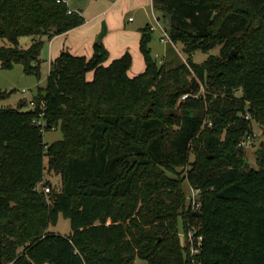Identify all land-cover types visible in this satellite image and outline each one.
I'll use <instances>...</instances> for the list:
<instances>
[{
    "label": "trees",
    "instance_id": "trees-1",
    "mask_svg": "<svg viewBox=\"0 0 264 264\" xmlns=\"http://www.w3.org/2000/svg\"><path fill=\"white\" fill-rule=\"evenodd\" d=\"M153 7L186 62L159 66L146 26L143 73L129 75V52L107 63L97 40L90 58L63 51L50 63L32 109L0 107V264H190L179 237L188 224L200 227L203 264H264V143L257 169L239 147L252 123L264 128V0ZM69 8L0 0V38L10 43L0 46V70L21 64L40 78L45 42L85 22ZM22 37L32 38L26 49ZM38 119L63 139L46 145ZM45 159L62 183L49 194L38 188L50 185ZM185 182L201 192L198 212L186 210ZM60 216L71 221L68 236L49 231Z\"/></svg>",
    "mask_w": 264,
    "mask_h": 264
},
{
    "label": "rangeland",
    "instance_id": "rangeland-1",
    "mask_svg": "<svg viewBox=\"0 0 264 264\" xmlns=\"http://www.w3.org/2000/svg\"><path fill=\"white\" fill-rule=\"evenodd\" d=\"M103 2L104 0H100V1L99 0H71L69 5L70 7L80 8L87 15L89 12L91 13L97 7L100 8L104 6ZM146 13L147 15H149V17L151 16V7L146 8ZM152 13L154 15L153 21H154L155 16L159 18L161 26H163L166 29V31L169 32L167 21L163 19V17L160 14H158L156 10H153ZM129 17H131L132 20H135L134 22L130 23L132 28L137 27L138 24H141L142 21L146 20L143 11L142 10L140 11L137 9L131 10V13L129 12L127 19ZM160 35H161V31L156 30L155 34L153 35L150 46H149L152 51L153 57L157 60L158 65L161 66L162 64L166 62L169 63L171 61L173 64H180L182 62H186L187 55L183 52L182 45L181 44L174 45L169 42L161 43ZM19 42H20V47L23 49H26L31 44L32 38L22 37L19 39ZM48 42L49 41L45 42L46 46L44 45L41 55H40V60L42 62L40 78L34 75H27L24 72L23 66L21 64L14 65L12 69L0 70V90L10 94L6 99H0V107L18 108L19 103L22 101L26 103V106L23 108L24 111H27L33 108L34 99L39 94V91L42 88H44L47 84L46 83L47 76L50 70V66L48 65V62H49ZM9 45L10 43L6 39L0 38V46H9ZM219 50L220 48L217 47L207 54L198 52L193 56V60L196 63H202L210 55L217 56L219 54ZM136 65L137 64L133 58V64L130 69L131 71H129L130 76H133L135 73L139 75L144 72L145 69L139 71V69H141V67H143L144 65L143 60H142V66L140 68L135 67ZM202 93H204L203 89L200 92V94ZM200 94L198 96H200ZM241 94H242L241 90H238L235 92L236 96H241ZM251 119H252V116H251ZM252 124H253L252 131L256 132L257 136L251 142H248L247 144H245L243 148H244L248 166L250 168L257 169L258 166H257V161H256L257 159L256 152L260 148V145L264 143V128L261 125H258L257 123H252ZM62 139H63V134L60 128H56L55 130H49L47 132H44V143L46 145H50ZM193 158H194V155H192L191 161H193ZM135 163H136V159H135ZM47 169H48V159H45V171L46 172H45L44 182L50 183L51 192L53 190L54 191L60 190L61 184H62L61 177L59 175L54 174V172H48ZM182 170H184V168L179 169V171H181V175L185 176V170L184 171ZM184 190L187 195L188 190H189V185L187 182H185L184 184ZM186 208H188V202H186ZM191 226L196 227V225H191ZM49 231L55 234H60L62 236H68L72 232L71 221L67 218L60 216L57 224L55 226H50ZM183 245L182 247L186 250L187 248ZM136 264H147V263L145 261L137 259Z\"/></svg>",
    "mask_w": 264,
    "mask_h": 264
},
{
    "label": "crops",
    "instance_id": "crops-1",
    "mask_svg": "<svg viewBox=\"0 0 264 264\" xmlns=\"http://www.w3.org/2000/svg\"><path fill=\"white\" fill-rule=\"evenodd\" d=\"M103 5L87 15L80 8L69 5L72 10L82 14L85 22L80 27L56 36L48 42L49 66L63 51H69L74 56L90 58L93 55V46L97 40H101L109 52L107 63L129 52L132 53L137 64L135 67L140 68L142 66L144 58L139 48L141 30L146 26H152L155 22L156 16L153 21L154 15L152 13L154 10L153 0H104ZM147 7H151V18L146 13ZM133 9L142 10L146 18V20L143 18L144 21L135 28H132L130 24L135 20H130L131 17L127 19L129 12L131 13ZM155 32L153 31V35ZM145 67L144 62L139 71ZM135 75L137 73L133 76Z\"/></svg>",
    "mask_w": 264,
    "mask_h": 264
},
{
    "label": "built area",
    "instance_id": "built-area-1",
    "mask_svg": "<svg viewBox=\"0 0 264 264\" xmlns=\"http://www.w3.org/2000/svg\"><path fill=\"white\" fill-rule=\"evenodd\" d=\"M71 0H57L58 3H63L66 5H69ZM74 10L69 8L68 13H72ZM132 20V18L130 19ZM160 19L155 18V22L152 26H150L151 31H156L160 30L161 35H160V42L161 43H171L170 35L166 31V29L161 26L160 24ZM173 44V43H171ZM188 95H185L183 98H187ZM245 119L250 120L251 119V114L250 112H247L245 114ZM36 123L42 126V130L45 132L47 128V123L42 120L38 119L36 120ZM56 127L52 126L50 130H55ZM257 136L256 132L251 131L250 133H247L243 140L240 142L239 147H244L245 144L248 142H251L255 137ZM190 169V166H187L185 170V176L188 174V170ZM188 183V182H187ZM189 190L187 194V202H188V208H186L187 211H190L191 213L198 212L202 208V201H201V192L199 189L194 188L191 186L189 183ZM39 190L44 192L45 194H49L51 192V186L50 185H45L41 184L39 187ZM200 232V227H193L188 224V229L186 231H181L179 233L181 245L185 246L187 249L185 250L187 253V257L189 255L190 259V264H203L201 261H198L196 256L201 254L202 247H203V235Z\"/></svg>",
    "mask_w": 264,
    "mask_h": 264
},
{
    "label": "water",
    "instance_id": "water-1",
    "mask_svg": "<svg viewBox=\"0 0 264 264\" xmlns=\"http://www.w3.org/2000/svg\"><path fill=\"white\" fill-rule=\"evenodd\" d=\"M151 109H152V103H151L150 106L145 110L144 113H145V114H149L150 111H151ZM131 162H132V164H135V158H132Z\"/></svg>",
    "mask_w": 264,
    "mask_h": 264
}]
</instances>
